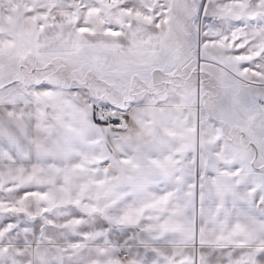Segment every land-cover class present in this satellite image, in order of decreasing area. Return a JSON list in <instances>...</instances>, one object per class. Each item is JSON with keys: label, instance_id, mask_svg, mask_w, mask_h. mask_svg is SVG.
<instances>
[{"label": "snow or ice", "instance_id": "1", "mask_svg": "<svg viewBox=\"0 0 264 264\" xmlns=\"http://www.w3.org/2000/svg\"><path fill=\"white\" fill-rule=\"evenodd\" d=\"M0 264H264V0H0Z\"/></svg>", "mask_w": 264, "mask_h": 264}]
</instances>
